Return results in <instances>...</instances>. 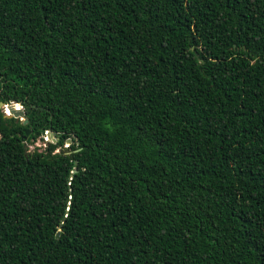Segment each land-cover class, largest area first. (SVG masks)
<instances>
[{"label":"trees","instance_id":"16d2710c","mask_svg":"<svg viewBox=\"0 0 264 264\" xmlns=\"http://www.w3.org/2000/svg\"><path fill=\"white\" fill-rule=\"evenodd\" d=\"M0 102V264H264V0H0Z\"/></svg>","mask_w":264,"mask_h":264},{"label":"water","instance_id":"95a60500","mask_svg":"<svg viewBox=\"0 0 264 264\" xmlns=\"http://www.w3.org/2000/svg\"><path fill=\"white\" fill-rule=\"evenodd\" d=\"M0 107L5 110V115L9 118H15L16 120L22 121L23 124H26V120L23 118V110L22 107L19 106L18 104H10V105H5L0 102ZM26 136L29 134L28 131L25 132ZM48 137L52 138V134L48 132ZM70 141H67L69 143Z\"/></svg>","mask_w":264,"mask_h":264},{"label":"rangeland","instance_id":"374dc122","mask_svg":"<svg viewBox=\"0 0 264 264\" xmlns=\"http://www.w3.org/2000/svg\"><path fill=\"white\" fill-rule=\"evenodd\" d=\"M3 111L5 112L4 109H3ZM48 140L51 141V138L49 137ZM46 142H47V140L45 138H43L42 141H37L32 146H28V148H29V150H32L35 147V148H38V149L42 150L45 147V143Z\"/></svg>","mask_w":264,"mask_h":264},{"label":"built area","instance_id":"2783aa9c","mask_svg":"<svg viewBox=\"0 0 264 264\" xmlns=\"http://www.w3.org/2000/svg\"><path fill=\"white\" fill-rule=\"evenodd\" d=\"M43 138H45L46 140H47V142H49V140H48V132H45V134H44V137Z\"/></svg>","mask_w":264,"mask_h":264}]
</instances>
